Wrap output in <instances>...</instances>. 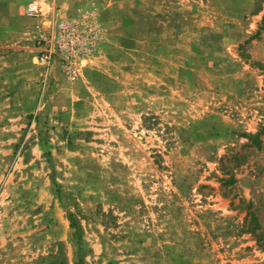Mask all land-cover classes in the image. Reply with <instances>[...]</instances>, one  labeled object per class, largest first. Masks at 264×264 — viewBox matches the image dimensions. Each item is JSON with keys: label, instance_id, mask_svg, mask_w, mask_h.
<instances>
[{"label": "rangeland", "instance_id": "374dc122", "mask_svg": "<svg viewBox=\"0 0 264 264\" xmlns=\"http://www.w3.org/2000/svg\"><path fill=\"white\" fill-rule=\"evenodd\" d=\"M263 16L0 0V264H264Z\"/></svg>", "mask_w": 264, "mask_h": 264}, {"label": "trees", "instance_id": "16d2710c", "mask_svg": "<svg viewBox=\"0 0 264 264\" xmlns=\"http://www.w3.org/2000/svg\"><path fill=\"white\" fill-rule=\"evenodd\" d=\"M260 29L264 30V16H263V19L261 20V23H260ZM56 186H57L56 192L60 193V192H58V189H60V187L58 185H56ZM59 197H60V194H59ZM67 218L69 220V226H70L71 231H72V242H73V245L75 247V259H74L75 262H74V264H81V262L83 260V256L85 254V243H84L83 238H82V228H81L77 218L72 213H69L67 215ZM48 264H65V258L61 257V259L59 261L53 260V261L49 262Z\"/></svg>", "mask_w": 264, "mask_h": 264}, {"label": "built area", "instance_id": "2783aa9c", "mask_svg": "<svg viewBox=\"0 0 264 264\" xmlns=\"http://www.w3.org/2000/svg\"><path fill=\"white\" fill-rule=\"evenodd\" d=\"M29 11H30L31 13H36V12H37V6L32 5V6L29 8Z\"/></svg>", "mask_w": 264, "mask_h": 264}]
</instances>
